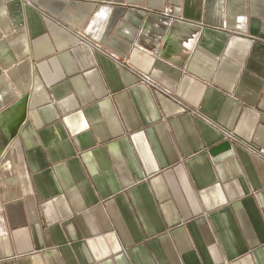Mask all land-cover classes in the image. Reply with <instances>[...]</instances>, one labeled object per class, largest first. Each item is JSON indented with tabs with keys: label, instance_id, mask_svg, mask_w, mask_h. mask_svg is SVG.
Wrapping results in <instances>:
<instances>
[{
	"label": "crops",
	"instance_id": "crops-1",
	"mask_svg": "<svg viewBox=\"0 0 264 264\" xmlns=\"http://www.w3.org/2000/svg\"><path fill=\"white\" fill-rule=\"evenodd\" d=\"M259 150L264 0H0V264H264Z\"/></svg>",
	"mask_w": 264,
	"mask_h": 264
},
{
	"label": "water",
	"instance_id": "water-1",
	"mask_svg": "<svg viewBox=\"0 0 264 264\" xmlns=\"http://www.w3.org/2000/svg\"><path fill=\"white\" fill-rule=\"evenodd\" d=\"M233 154L234 152L230 141H224L220 145L210 150V155L214 158L215 161L231 157Z\"/></svg>",
	"mask_w": 264,
	"mask_h": 264
},
{
	"label": "built area",
	"instance_id": "built-area-1",
	"mask_svg": "<svg viewBox=\"0 0 264 264\" xmlns=\"http://www.w3.org/2000/svg\"><path fill=\"white\" fill-rule=\"evenodd\" d=\"M257 153H258L259 156L264 158V150H259Z\"/></svg>",
	"mask_w": 264,
	"mask_h": 264
}]
</instances>
